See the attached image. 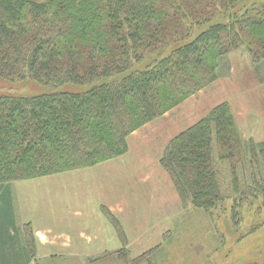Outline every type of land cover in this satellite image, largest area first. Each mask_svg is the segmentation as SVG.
<instances>
[{"label": "trees", "instance_id": "1", "mask_svg": "<svg viewBox=\"0 0 264 264\" xmlns=\"http://www.w3.org/2000/svg\"><path fill=\"white\" fill-rule=\"evenodd\" d=\"M238 49L264 62V0H0V86L47 89L0 91V264L37 258L32 224L23 225L24 238L18 233L14 181L125 155L134 131L216 81ZM227 160L224 188L217 163ZM160 162L183 208L205 211L216 233L229 199L237 227L241 210L264 200V140L243 135L228 101L173 137ZM170 234L145 255L160 253Z\"/></svg>", "mask_w": 264, "mask_h": 264}, {"label": "rangeland", "instance_id": "2", "mask_svg": "<svg viewBox=\"0 0 264 264\" xmlns=\"http://www.w3.org/2000/svg\"><path fill=\"white\" fill-rule=\"evenodd\" d=\"M227 58L230 64L229 68L225 66ZM219 73V79L215 83L208 88L201 89L188 98V101L185 100L186 103L180 108L178 107L179 109L174 114L193 116L202 113L214 102L229 100L232 102L237 123L243 135L253 137L257 141H263L264 62L255 65L248 51L238 49L221 61ZM0 91H10L17 94H39L47 91V89L46 86L33 81H7L4 86H0ZM116 159L121 160V157ZM234 159H236V156ZM239 163L242 164L240 160ZM122 164L126 169L123 175L118 177L112 174L109 167L105 169L106 166H109V163H106V165L100 166L97 164L93 168L86 167L54 175L14 181L11 185V192L16 225L20 228L18 233L21 237H25L23 225L29 219L37 218L40 221L44 218L48 222H54L57 217L55 212H61V205L64 202L71 200L72 204H75L73 202V196L75 195L81 199L75 205H80L81 209H85L88 206L86 199L97 198L99 192L111 190V199L120 197L125 201L126 210L122 214L124 219L131 215L134 198L143 201V204L137 206L138 211L134 223L136 226L137 224H143V233H151L150 240L154 238L155 232H159L160 236L157 242L146 248L143 247L145 249L143 251H136V248H141V246L135 243L133 245L130 242L136 239V236L131 234L138 230H130L127 236H124L127 246L129 243L131 244V246L129 245L130 248L127 247L128 251L126 253L122 252L125 254H117L113 251L107 254L97 252L91 254V256L84 253L63 254L62 252L60 255L52 247H46L41 249V253L37 249V258L28 264L32 262V264H252L264 259V205L261 203L264 200H257L251 205V208L250 205H247L245 209L241 210V213L237 215V218L241 219L238 227L233 224L231 218L232 203L230 199L225 202L224 213L222 212V216L217 218L219 232H221L219 234V232L216 233V228L208 219L205 211L195 209L192 206L186 208V210L182 206L181 199L177 201L176 197L171 198L169 190H167L168 193L166 192L164 197L172 199L171 205L154 204V206H149L144 201L147 197L146 188H143L144 185H136V188H138L137 193L131 186L120 184L117 188L116 184H111L110 179L113 182H123V177L126 178L127 184L132 183V180H129L132 168L126 163ZM217 164L220 169L219 175L222 187L227 188L231 182L230 163L227 160L218 161ZM246 165L249 166L248 163ZM161 168L168 173L173 181L170 173L162 164ZM239 170L243 174V178L249 175V169L246 173L240 168ZM114 171L118 170L114 169ZM25 186H27V190H23ZM146 187H150V184ZM174 190L177 191L175 184ZM140 192L143 195L146 194L145 197L140 195ZM161 194V186H159L158 197ZM90 205L92 207L91 211L96 212L93 203ZM258 208H261L260 212ZM148 218H152V222L146 221ZM254 222H260L262 225L259 229H255L256 231L251 232ZM148 223H151V225L149 226ZM119 224L121 225L120 222ZM126 224L128 226L131 222L127 221ZM155 225L162 226L157 231H148L149 227ZM29 228L33 230V227ZM168 230L171 232V236L164 242V248L160 253L145 255V252L164 241L163 236L165 233L163 231L167 232ZM47 251H49V254H44ZM166 254H168V257Z\"/></svg>", "mask_w": 264, "mask_h": 264}, {"label": "crops", "instance_id": "3", "mask_svg": "<svg viewBox=\"0 0 264 264\" xmlns=\"http://www.w3.org/2000/svg\"><path fill=\"white\" fill-rule=\"evenodd\" d=\"M233 53H235V51ZM233 53H231V55ZM231 68L232 66L230 69ZM224 101H228L232 106V102L229 100H222L212 103L211 106L202 111V113L194 114L193 116L175 115L174 113L177 109L186 103V101L183 102V104L167 112L162 117L157 118L134 131L129 137V150L125 155L121 156V160H117L115 158L102 162L98 165H106V163H109V166H106L105 169L109 167V169L112 170V174L115 177H118L123 175L125 172L126 167H123L122 163H126L130 168H132V174L129 176V180H132V183L127 184L126 178L123 177V182H113L112 179H110L111 184H116L117 188L120 184L131 186V188L137 191V193L138 188H136V185H144L143 188H146L147 191V197L144 200L145 204L149 206H154V204H161L165 206L168 204L171 205V198L176 197L177 201L180 200V198L179 195H177L178 193H176L177 191L174 190L173 181L169 177L168 173L161 168L160 159L167 144L178 133L197 122L213 107ZM248 125L250 126L251 124ZM96 166L97 165H94L89 168ZM114 169L118 171H114ZM148 184H150V187H146ZM159 186H161L162 191L160 197H158ZM23 190H27V186H25ZM167 190L171 193V198H167L166 196L164 197ZM110 192L111 190L101 191L98 193L99 196L97 198L86 199L88 206L85 209H81L80 205H75L81 199H79L77 195L73 196V202L75 204H72L71 200L64 202L61 205V212H55L57 217L54 222H48L44 218L40 221L37 218L29 219L27 222L32 224L37 241V249H39L40 253L41 249L46 247H52L55 251L59 252L58 254L60 255L62 253H84L91 256V254H95L97 252L105 253L118 251L119 249L124 248L125 245L127 246L124 236H127L130 230H138L131 234L136 236V239L130 242L133 245L135 243L136 245L141 246V248H136V251H143L145 250L144 248L155 244L160 236V233L155 232L154 238L150 240L149 237L151 233H143V224H137L136 226L134 223L138 211L137 206L139 204H143V201H138L137 198H134L131 215L124 219L122 215L126 210L124 206V199L120 197H114L111 199ZM146 194L143 195L142 192H140V195L144 197ZM92 203L96 212L91 211L92 207L90 204ZM106 207L121 223L124 231L123 236L119 234L116 226L113 225L111 219L103 210V208ZM152 220V218H148L146 221L152 222ZM127 221L131 222L128 226L126 224ZM148 225L150 226L151 223H148ZM161 226L155 225L154 227L152 226L147 228L148 231H157ZM163 233L165 232L163 231ZM130 243L129 245L131 246ZM129 245L127 247L130 248ZM44 254H49V251Z\"/></svg>", "mask_w": 264, "mask_h": 264}]
</instances>
